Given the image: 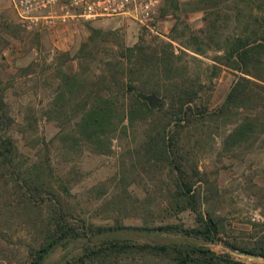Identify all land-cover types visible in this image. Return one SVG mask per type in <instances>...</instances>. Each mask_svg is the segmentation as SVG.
<instances>
[{
  "label": "trees",
  "instance_id": "16d2710c",
  "mask_svg": "<svg viewBox=\"0 0 264 264\" xmlns=\"http://www.w3.org/2000/svg\"><path fill=\"white\" fill-rule=\"evenodd\" d=\"M166 4L177 8L178 0H165ZM190 6V11L203 14V26L192 30L185 21L177 22L172 35L182 25L181 35L170 38L177 48L172 42L144 39L131 47L114 46L113 61L97 64L102 72L96 76L91 67L107 45L106 38L99 39V30L91 29L89 39L73 57L68 52L58 53L54 58L60 82L57 95L41 115L47 122L59 121L58 140L69 155L84 147L93 154L108 155L114 140L126 138L128 133L137 139L138 131L143 130L140 150L135 152L138 156L142 151V170L162 167L168 178L166 189L155 196L153 208L151 194L142 202L144 219L157 211L169 219L188 213L193 225L173 220L124 223L120 215L129 214L127 191L116 204L105 203V210L119 212L111 224L68 220L67 207L61 201L69 192L52 182L50 143L36 139V121L29 113L19 131L31 137L37 147L43 143L33 158H24L9 134L14 120L0 92V192L9 193L0 200V207L12 215L3 226L9 233L13 226L19 227L20 220L33 233L21 264H246L207 247L209 244L264 259V239L248 245L222 238L229 225L210 206L214 196L206 172L194 164L186 168L187 158L179 162L176 157L180 135L189 137L195 120L206 117L217 125L232 126L224 141L228 150L239 146L252 149L264 135V0H197ZM186 51L202 57L215 51V69L223 67L240 74L224 102L210 113L204 109L195 113L190 106L203 85L197 75L188 76L181 58ZM72 60L77 61L78 70L68 74L64 67ZM32 67L22 69L24 76ZM151 96L159 98L155 107L149 106ZM144 125H149V130H144ZM172 125L173 130L169 129ZM0 236L5 234L0 232ZM57 255L58 259L52 260Z\"/></svg>",
  "mask_w": 264,
  "mask_h": 264
},
{
  "label": "rangeland",
  "instance_id": "374dc122",
  "mask_svg": "<svg viewBox=\"0 0 264 264\" xmlns=\"http://www.w3.org/2000/svg\"><path fill=\"white\" fill-rule=\"evenodd\" d=\"M195 1L178 0L177 8L173 9L167 4L163 5L164 12L160 13L161 31L159 35H153L126 18L76 21L53 31L28 28L19 23L8 0H0V92L4 96L5 109L14 120L9 134L24 158H33L43 142L37 147L31 137L19 131L25 126L28 114L33 113L30 116L36 121V139L50 143L52 182L54 186L61 184L69 192L65 198L62 195L61 201L63 207H67L68 220L84 219L95 224H111L112 217L119 212L116 208L114 212L105 210V203L113 201L116 204L121 193L127 191L130 194L127 201L129 214L126 217H123L124 213L120 215L124 223L140 225L151 220L154 224H162L173 220L185 226L193 225L192 216L188 213L169 219L157 211L151 218L144 219L141 213L142 202H146L151 194L152 201L149 204L153 208L154 198L159 195L158 191L166 189L168 178L167 170L162 167L155 168V171L142 170L145 167L141 162L142 151L138 156L135 152L140 150L142 137L139 136L143 130L138 131L137 139L128 133L126 138L114 140L108 155L93 154L87 147L69 155L58 140L61 127L59 121L47 122L41 112L53 102L60 84L54 70V58L62 52H68L73 57L81 44L89 39L91 29L99 30V39L107 40V45L91 67V74L96 76L102 72V67L97 64L102 66V61H113L116 51L114 46L131 47L141 39L147 42H172L170 38L173 35L180 36L183 26H178L173 35L172 28L182 20L192 30L201 28L203 14L189 10L190 4ZM172 44L177 48L175 43ZM217 55L215 51H209L204 57L190 51L181 55L188 76L197 75L203 85L199 98L190 105L195 113L200 109L208 113L217 109L240 76L238 72L227 68L215 69L213 60ZM31 65V71L24 76L22 69ZM64 70L68 74L76 73L77 61L67 63ZM198 117L196 115L195 119ZM195 122L189 137L187 133L180 135L181 145L176 155L178 161L187 158L184 164L186 168L194 164L200 172H206L214 196L210 206L223 223L229 225L225 227L226 233L222 238L248 245L259 242L264 239V135L252 149L239 146L228 150L224 141L232 126L224 127L221 123L217 125L214 119L208 117ZM169 129L173 130V125ZM144 130H149V125H144ZM0 195L3 202L9 193L3 191ZM10 216L0 207V232L6 237L0 236V264H21L33 233L30 226L20 220L19 227L13 226L12 231L7 233L3 225L6 219L9 221ZM207 247L228 253L232 259L242 263L264 264V259L252 260L239 256L222 244H209Z\"/></svg>",
  "mask_w": 264,
  "mask_h": 264
},
{
  "label": "built area",
  "instance_id": "2783aa9c",
  "mask_svg": "<svg viewBox=\"0 0 264 264\" xmlns=\"http://www.w3.org/2000/svg\"><path fill=\"white\" fill-rule=\"evenodd\" d=\"M165 0H8L19 23L53 31L76 21L126 18L153 35L161 31Z\"/></svg>",
  "mask_w": 264,
  "mask_h": 264
},
{
  "label": "water",
  "instance_id": "95a60500",
  "mask_svg": "<svg viewBox=\"0 0 264 264\" xmlns=\"http://www.w3.org/2000/svg\"><path fill=\"white\" fill-rule=\"evenodd\" d=\"M149 106L150 107H155L159 103V98L151 96L149 97ZM239 256H244L245 258L252 259V260H257L258 258L254 255L251 254H243V253H238Z\"/></svg>",
  "mask_w": 264,
  "mask_h": 264
}]
</instances>
